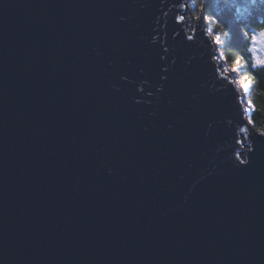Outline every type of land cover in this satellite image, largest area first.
Listing matches in <instances>:
<instances>
[{
  "label": "water",
  "instance_id": "water-1",
  "mask_svg": "<svg viewBox=\"0 0 264 264\" xmlns=\"http://www.w3.org/2000/svg\"><path fill=\"white\" fill-rule=\"evenodd\" d=\"M180 2L0 0V264H264V137Z\"/></svg>",
  "mask_w": 264,
  "mask_h": 264
},
{
  "label": "trees",
  "instance_id": "trees-1",
  "mask_svg": "<svg viewBox=\"0 0 264 264\" xmlns=\"http://www.w3.org/2000/svg\"><path fill=\"white\" fill-rule=\"evenodd\" d=\"M210 23L221 30H212L222 37L220 51L230 67H237L249 84L247 102L249 119L264 129V67L256 64L250 53L254 28L264 27V0H197ZM243 10V11H242ZM261 16V17H260Z\"/></svg>",
  "mask_w": 264,
  "mask_h": 264
},
{
  "label": "rangeland",
  "instance_id": "rangeland-1",
  "mask_svg": "<svg viewBox=\"0 0 264 264\" xmlns=\"http://www.w3.org/2000/svg\"><path fill=\"white\" fill-rule=\"evenodd\" d=\"M186 14H187L186 17L188 19V24L191 26L193 22L195 21L196 17H199L201 14V6L197 2V0H190V5L188 7V10L186 11ZM205 17H206L207 22L210 23L211 21L208 18V16H205ZM216 25L219 26L217 23H215L214 26L212 25V23H210L208 31L210 35L212 36V38L214 39V43L217 46L216 58L218 59V64L222 67V70L224 71V73H226V75L234 79L238 89L243 93L244 96H246L247 92L244 91L243 84H246L247 81L245 78H243L240 75L238 68L230 67L229 64L226 62V60L224 59V57L222 56L221 51H220L221 41L223 40L221 37V33L215 34L212 32V30H221L218 27H216ZM252 30L254 31H253V37L251 40V45L249 47L250 53L253 56L256 64H264V27L254 28ZM217 39L221 40L219 44H217ZM249 111H250V108L248 107L247 108L248 116L250 113Z\"/></svg>",
  "mask_w": 264,
  "mask_h": 264
},
{
  "label": "snow or ice",
  "instance_id": "snow-or-ice-1",
  "mask_svg": "<svg viewBox=\"0 0 264 264\" xmlns=\"http://www.w3.org/2000/svg\"><path fill=\"white\" fill-rule=\"evenodd\" d=\"M172 6H173V7H178V8H187V4H186V3H182V2H180V0H176V3H174ZM164 15L166 16L167 13H164ZM174 19H175V23H176L177 25H180V24H182V23L185 22V16H184V15H181V14H177V15L174 17ZM196 19H197V20H203L204 17H196ZM157 23H159V20H157ZM180 35H181V32H176V33H175V36H180ZM158 37H159V35H157V36H153V38H152V42H153V43L158 42V39H157ZM185 38H186L187 41H193V40H194V36H193V35H187ZM220 41H221L220 39H217V44H219ZM163 51H164L165 53H167L169 50H168V48H163ZM162 59H163V57H162ZM259 66L264 67V64H260ZM165 71H167V70L165 69ZM234 71H235V69H234ZM243 89H244L245 92H247V91L249 90V84H248V83L243 84ZM253 123H254V122H253L251 119H249V120L246 122V126L242 129V131L245 132V133H249V132L251 131L250 126H252ZM259 136L264 137V129H260V134H259ZM237 142H238V143H241V141H237ZM242 155H243L242 153L237 154V159H239ZM240 163H241V164H245V162H244L243 160H240Z\"/></svg>",
  "mask_w": 264,
  "mask_h": 264
},
{
  "label": "flooded vegetation",
  "instance_id": "flooded-vegetation-1",
  "mask_svg": "<svg viewBox=\"0 0 264 264\" xmlns=\"http://www.w3.org/2000/svg\"><path fill=\"white\" fill-rule=\"evenodd\" d=\"M204 10V9H203ZM205 11V10H204ZM205 15L207 16L206 12H205ZM261 17V16H260ZM210 25V23H208Z\"/></svg>",
  "mask_w": 264,
  "mask_h": 264
},
{
  "label": "bare ground",
  "instance_id": "bare-ground-1",
  "mask_svg": "<svg viewBox=\"0 0 264 264\" xmlns=\"http://www.w3.org/2000/svg\"><path fill=\"white\" fill-rule=\"evenodd\" d=\"M187 21H188V19H187ZM216 57V56H215ZM216 59V61L218 62V59L217 58H215Z\"/></svg>",
  "mask_w": 264,
  "mask_h": 264
}]
</instances>
